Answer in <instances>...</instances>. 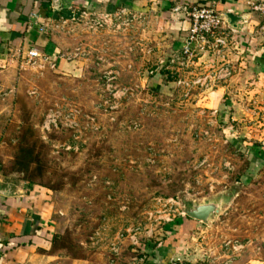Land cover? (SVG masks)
Returning <instances> with one entry per match:
<instances>
[{"label":"rangeland","instance_id":"1","mask_svg":"<svg viewBox=\"0 0 264 264\" xmlns=\"http://www.w3.org/2000/svg\"><path fill=\"white\" fill-rule=\"evenodd\" d=\"M146 15L51 24L46 55L58 66L24 64L16 92L0 86V184L32 186L49 204L46 264H110L118 236L122 262L148 264L183 206L205 202H221L219 214L183 231L175 258L264 264V82L239 74L236 36L221 53L187 55L164 19ZM224 63L232 77L210 80Z\"/></svg>","mask_w":264,"mask_h":264},{"label":"crops","instance_id":"2","mask_svg":"<svg viewBox=\"0 0 264 264\" xmlns=\"http://www.w3.org/2000/svg\"><path fill=\"white\" fill-rule=\"evenodd\" d=\"M250 1L255 0H58L56 3L52 0H0V86L17 91L24 64L22 57L27 51L34 49L49 56L54 53L56 38L39 33L40 25L48 26L59 18L82 12H144L147 17L164 19L160 23L174 35L173 46L177 51L185 43L189 22L183 13L172 10L208 6L219 13L245 17V30L236 36L239 43L234 39L236 59L241 67L239 74L264 82V33L260 32L263 24L258 15L248 12ZM31 187L0 184V264H46L50 258V206ZM195 226L191 220L181 222L176 234L164 237L161 249L149 253L148 264H167L171 258L184 256L185 253L179 252L184 247L178 239L185 236L183 231ZM227 264L263 262L255 255L242 254Z\"/></svg>","mask_w":264,"mask_h":264},{"label":"built area","instance_id":"3","mask_svg":"<svg viewBox=\"0 0 264 264\" xmlns=\"http://www.w3.org/2000/svg\"><path fill=\"white\" fill-rule=\"evenodd\" d=\"M248 12L254 13L261 17L262 27L260 32L264 33V0H255L247 3ZM173 13H183L185 18L189 22L188 37L186 39V45L182 47L183 53L189 55L191 51L195 49H201L202 52L207 49H221L217 53H221L225 48H227L230 43L229 40L233 39V36H240L245 30L246 20L238 22V27L241 29L233 28L227 24L223 13H219L214 7H197L191 10H187L186 7H176L172 10ZM79 20L89 21L94 27H102L106 24L117 23L123 20L126 16L125 10H119L113 14L111 13H87L82 12L78 15H74ZM73 16V17H74ZM63 22V21H62ZM52 24V23H51ZM50 25H40L38 26L39 33L46 34L51 27ZM192 56V55H191ZM173 57V58H172ZM171 60L174 63L179 62V55L176 54L172 56ZM24 64L31 70H54L59 63V59L52 60L49 56L41 53L37 50L31 49L22 57ZM170 60V61H171ZM171 61V63H172ZM23 64V65H24ZM163 64V63H162ZM233 74V69L230 67L229 63H224L216 71H214L213 77L210 80L214 82H220L222 80L230 79ZM8 94L3 91L0 87V99L3 100ZM182 219L186 218L185 213H182ZM121 236H118L116 242H112L109 248L110 264H144L143 259L132 258L128 262H122L120 259L122 250L121 246ZM131 246L135 245L133 243L134 239H131ZM133 244V245H132ZM236 244V243H235ZM235 246V247H234ZM233 251L239 252L241 246L234 245ZM231 260V259H229ZM167 264H196L184 261L179 258H171ZM197 264H214V260L203 261Z\"/></svg>","mask_w":264,"mask_h":264},{"label":"water","instance_id":"4","mask_svg":"<svg viewBox=\"0 0 264 264\" xmlns=\"http://www.w3.org/2000/svg\"><path fill=\"white\" fill-rule=\"evenodd\" d=\"M52 1L54 3L58 2V0ZM223 17L228 25L239 30L241 28L238 27V22L245 20V17H234L232 13H224ZM220 210L221 202H205L201 204H193L190 207L183 206V211L189 220L203 224H209L212 221L213 216L219 214Z\"/></svg>","mask_w":264,"mask_h":264},{"label":"trees","instance_id":"5","mask_svg":"<svg viewBox=\"0 0 264 264\" xmlns=\"http://www.w3.org/2000/svg\"><path fill=\"white\" fill-rule=\"evenodd\" d=\"M24 152H25L26 154L28 153L27 150H25ZM29 152H30V151H29ZM32 160H33L32 158H28L27 161L25 162V164L28 165L29 163L32 162ZM25 167H26V166H25ZM23 169H24V167H20L18 171L22 172ZM25 180H28V181H29V180H31V179H30V177H28V178H25ZM29 182H30V181H29ZM29 184H32V183H29ZM183 220H184V221H186V220L189 221L188 219H183ZM50 242L52 243L53 240H51Z\"/></svg>","mask_w":264,"mask_h":264}]
</instances>
